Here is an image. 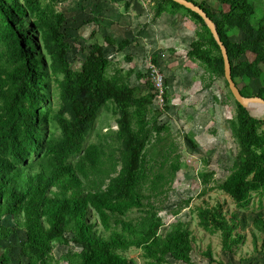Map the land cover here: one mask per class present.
Listing matches in <instances>:
<instances>
[{"label": "trees", "instance_id": "16d2710c", "mask_svg": "<svg viewBox=\"0 0 264 264\" xmlns=\"http://www.w3.org/2000/svg\"><path fill=\"white\" fill-rule=\"evenodd\" d=\"M45 1L0 0V264H54L55 243L74 245L69 264H134L125 254L133 247L143 250L145 264H191L194 237L186 224L178 220L160 232L162 197L180 169L173 145L163 152L159 144L171 131L159 121L169 108L167 90L163 107L153 110L157 91L150 76L149 91L142 94L130 74L119 68L109 72L111 60L99 42L90 45L82 68L75 70L68 57L72 42L66 16L46 11ZM110 1L129 6L135 0ZM152 1L155 18L183 12L195 21L188 57L204 70L203 77L224 78L228 86L220 46L202 16L174 0ZM192 1L216 22L236 84L245 77L259 80L256 92L249 85L239 86L241 92L264 98L259 67L264 64V0H217L228 6L222 10ZM109 35L105 41L119 50L132 44L130 38ZM152 59L157 63L156 56ZM234 102L236 114L229 122L239 150L231 173L217 187L247 205L253 192L264 197V119ZM108 103L117 115L112 140L99 136L86 144ZM151 143L157 146L156 158L149 157ZM201 176L208 184L213 172ZM134 209L141 214L129 217ZM91 211L100 224L90 219ZM198 217L206 231L220 233L224 252L242 241L238 214L228 218L222 204L200 207ZM254 223L264 237L261 213ZM13 236L20 247L15 261L13 245L3 244ZM209 258L215 264L211 253Z\"/></svg>", "mask_w": 264, "mask_h": 264}, {"label": "rangeland", "instance_id": "374dc122", "mask_svg": "<svg viewBox=\"0 0 264 264\" xmlns=\"http://www.w3.org/2000/svg\"><path fill=\"white\" fill-rule=\"evenodd\" d=\"M205 2L206 6L214 10L228 9V6L217 0ZM153 5L152 0L131 1L129 6L114 4L110 0H46L43 7L48 12L61 11L65 14L69 41L72 42L68 57L75 70L82 68L91 44L103 43L105 53L111 60L109 72L113 73L119 68L125 74H130V83L138 86L140 92L145 94L149 91L147 80L151 72L148 59L150 56L157 57L156 70L152 74L157 76L156 85L161 88V92L162 87L167 90L169 100V108L160 114L159 121L168 124L171 129L170 133H164L159 144L163 152L173 145L171 154L178 155L180 161V169L162 197L159 215L164 225L160 232L166 233L171 224L178 220L186 224L194 237L191 264H209V253L215 264H264V237L254 223L258 213L264 217V197L253 192L249 196L250 202L244 205L243 201L236 200L233 195L217 187L231 173L239 150L229 122L236 114L234 98L224 78L210 81L208 77H203L204 70L188 57L187 52L198 27L195 21L183 12L175 15L164 12L155 18ZM107 35L113 39L130 38L132 44L119 50L117 46L107 44ZM247 57L253 59L254 55ZM259 67L264 70V64ZM259 83L257 79L245 77L239 86L249 85L256 92ZM51 92V101L56 108L59 99L55 85ZM153 92H156L155 89ZM161 92L157 89L153 110L161 109L165 103ZM250 112L260 118L264 116V111L259 113L251 109ZM116 118L114 104L108 103L98 114L86 144L98 141L99 136L112 140L109 135L118 128ZM156 149L157 146L151 143L149 157H157ZM154 171H157V165ZM207 172H213V176L205 184L201 173ZM210 186L213 188L204 192ZM217 204H222L228 218L238 214L240 225L237 230L243 239L231 253L223 251L219 232H208L199 224V208ZM176 209L179 211L175 214ZM140 214L134 209L128 216L136 217ZM90 219L100 224L93 211ZM18 237L13 236L10 241L3 243L5 246L9 243L13 245V261L17 259L20 250ZM72 245L55 243L53 263L69 264L68 254L73 252ZM125 254L134 259V264L146 262L140 248L133 247ZM170 260L177 263L176 260Z\"/></svg>", "mask_w": 264, "mask_h": 264}, {"label": "water", "instance_id": "95a60500", "mask_svg": "<svg viewBox=\"0 0 264 264\" xmlns=\"http://www.w3.org/2000/svg\"><path fill=\"white\" fill-rule=\"evenodd\" d=\"M178 2L179 4L197 12L199 15L202 16L205 23L211 30L215 40L217 41L218 45L220 46L222 56L224 59V72H225V78L228 82V87L230 91L232 92V95L236 101H238L243 107H245L247 110H251L250 107L254 105L264 106V98L261 96H246L244 95L239 86L236 84L235 80L232 76V65L230 62L229 54L226 45L224 44L217 28L216 22L208 15V13L198 4H196L192 0H174ZM251 113V112H250ZM252 114V113H251ZM253 115V114H252ZM255 116V115H253ZM257 118H260L258 116H255ZM261 119H264V116L261 117Z\"/></svg>", "mask_w": 264, "mask_h": 264}, {"label": "built area", "instance_id": "2783aa9c", "mask_svg": "<svg viewBox=\"0 0 264 264\" xmlns=\"http://www.w3.org/2000/svg\"><path fill=\"white\" fill-rule=\"evenodd\" d=\"M155 65H156V64H155V62L153 61L152 56H150L149 59H148V66H149V68H150V70H151V72H150V78H151V81H152V82L154 83V85L156 86V91H157V89H159V91L161 92V88H158L157 85H156L157 76H156L155 74H152V71H155V70H156ZM156 74H157V71H156ZM160 87H162V84H160ZM163 90H164V87H162L161 96H162V94H163ZM158 96H159V94H158ZM163 100H164V98H163Z\"/></svg>", "mask_w": 264, "mask_h": 264}, {"label": "bare ground", "instance_id": "6f19581e", "mask_svg": "<svg viewBox=\"0 0 264 264\" xmlns=\"http://www.w3.org/2000/svg\"><path fill=\"white\" fill-rule=\"evenodd\" d=\"M250 108L255 110V111L257 110L259 113L264 111V106L254 105V106H251Z\"/></svg>", "mask_w": 264, "mask_h": 264}]
</instances>
